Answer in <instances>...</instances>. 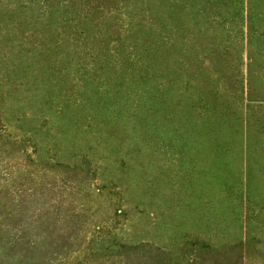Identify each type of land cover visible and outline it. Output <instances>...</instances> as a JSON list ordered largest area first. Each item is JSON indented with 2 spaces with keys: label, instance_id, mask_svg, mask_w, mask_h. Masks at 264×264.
I'll return each mask as SVG.
<instances>
[{
  "label": "rangeland",
  "instance_id": "374dc122",
  "mask_svg": "<svg viewBox=\"0 0 264 264\" xmlns=\"http://www.w3.org/2000/svg\"><path fill=\"white\" fill-rule=\"evenodd\" d=\"M50 1L0 0V264H264V0Z\"/></svg>",
  "mask_w": 264,
  "mask_h": 264
},
{
  "label": "trees",
  "instance_id": "16d2710c",
  "mask_svg": "<svg viewBox=\"0 0 264 264\" xmlns=\"http://www.w3.org/2000/svg\"><path fill=\"white\" fill-rule=\"evenodd\" d=\"M33 3H36L38 5L39 2H36L35 0H29L28 7L14 5L13 8L8 9L10 10L8 14L13 15L16 18H19L20 22L21 20H24V19H29L30 21L33 22V25H36V22H39L36 28L38 27L40 28L43 25V21L47 22L49 20L55 19V17L58 14H60L62 11H63V14L67 12L72 13V11L70 10L72 5L64 4L61 2H57V1L42 0V2L40 3L41 6H39L40 10L34 12L33 14V11H34V7L32 5ZM41 17H44L45 20H42ZM32 27H35V26H32ZM42 29L45 30L44 28Z\"/></svg>",
  "mask_w": 264,
  "mask_h": 264
}]
</instances>
